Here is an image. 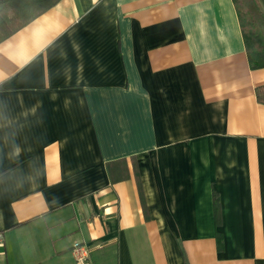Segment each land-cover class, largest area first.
Wrapping results in <instances>:
<instances>
[{
	"label": "crops",
	"instance_id": "1",
	"mask_svg": "<svg viewBox=\"0 0 264 264\" xmlns=\"http://www.w3.org/2000/svg\"><path fill=\"white\" fill-rule=\"evenodd\" d=\"M263 83L239 1L58 0L0 42V264H264Z\"/></svg>",
	"mask_w": 264,
	"mask_h": 264
},
{
	"label": "trees",
	"instance_id": "2",
	"mask_svg": "<svg viewBox=\"0 0 264 264\" xmlns=\"http://www.w3.org/2000/svg\"><path fill=\"white\" fill-rule=\"evenodd\" d=\"M58 0H0V42L29 23ZM239 1L247 53L253 67L264 66V14L256 0ZM257 99L264 103V83L256 87ZM218 211V196H215ZM219 237L221 232H217ZM220 239V238H219Z\"/></svg>",
	"mask_w": 264,
	"mask_h": 264
},
{
	"label": "built area",
	"instance_id": "3",
	"mask_svg": "<svg viewBox=\"0 0 264 264\" xmlns=\"http://www.w3.org/2000/svg\"><path fill=\"white\" fill-rule=\"evenodd\" d=\"M3 238H4L3 232H0V242L3 241ZM73 253L75 255L78 264H86L87 257L89 254V249L85 244L76 242L73 248Z\"/></svg>",
	"mask_w": 264,
	"mask_h": 264
}]
</instances>
